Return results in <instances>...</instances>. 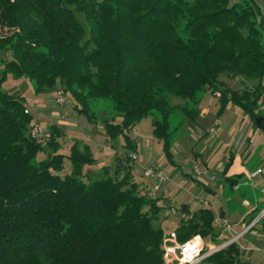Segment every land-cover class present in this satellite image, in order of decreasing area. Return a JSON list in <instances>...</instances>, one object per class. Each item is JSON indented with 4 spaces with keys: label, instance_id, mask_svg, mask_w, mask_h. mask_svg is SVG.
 <instances>
[{
    "label": "trees",
    "instance_id": "obj_1",
    "mask_svg": "<svg viewBox=\"0 0 264 264\" xmlns=\"http://www.w3.org/2000/svg\"><path fill=\"white\" fill-rule=\"evenodd\" d=\"M260 12L255 0H0V84L11 74L38 94L57 88L92 123L91 103L110 100L105 135L124 136L134 153L128 133L152 116L171 158V118L195 121L205 92L220 95L219 115L233 104L264 124ZM35 126L23 99L0 89V264H166L165 196L151 197L143 174L136 180L130 155L117 158L113 175L95 176L87 143L61 153V129L38 140ZM171 208L178 243L201 235L220 244L209 208ZM204 262L239 264V248Z\"/></svg>",
    "mask_w": 264,
    "mask_h": 264
},
{
    "label": "rangeland",
    "instance_id": "obj_2",
    "mask_svg": "<svg viewBox=\"0 0 264 264\" xmlns=\"http://www.w3.org/2000/svg\"><path fill=\"white\" fill-rule=\"evenodd\" d=\"M255 3L257 9L261 11V18H264V0H255ZM0 59H2V56H0ZM1 71L2 67L0 66ZM221 80L227 81L231 89L240 87V82L230 80L225 75L221 77ZM0 89L16 94L23 99L25 106L35 117V123L40 131L46 133L53 126L61 129V153H68L75 140L87 143L96 159V163L90 167L95 176L102 175L105 168L113 175L117 167V158L134 153L129 148L130 145L124 136H120L116 143H113L105 135L101 119L110 118L115 114L113 103L110 100L91 103V112H94L99 119L97 123H92L84 113L76 109V104L70 97L65 96V104L60 105L57 102V97L58 92L61 91L57 88L38 94L32 82L24 78H15L9 74L7 79L0 84ZM219 99L220 95L215 97L210 92H205L198 105L199 115L195 121L185 118L181 112L171 118L172 129L178 127L171 145V158L166 155L163 143L153 134L152 116L144 118L134 131L129 132V139L136 146L135 153L139 157V161L134 163L136 180L142 181L144 169L152 166H157L165 171L169 175V179L172 176H178V174L182 177L190 175L193 178L201 179L208 172L206 163L209 170H215L216 174L220 176L221 173L218 171L220 162L230 163L236 154L246 153V150L254 152L260 143L254 142L255 132L259 130L258 126H255L250 117L233 104H228L219 115L218 113L222 108ZM182 119L185 121L180 126ZM218 120L220 125L217 128V133L212 135L210 130ZM119 121L120 118L116 117L115 122ZM37 158L38 160H44L47 155L41 153ZM197 169L203 172L202 177L197 176ZM179 190L180 188L177 192ZM159 203L164 207L163 219L167 218L170 222L165 229L167 230L166 234L171 235L177 228L178 218L169 214L167 202L162 200ZM173 204L175 205L176 202L173 201ZM193 207H197V204H193ZM215 209L213 210L215 211ZM196 236L202 237L201 235ZM203 240L205 242V253L224 244H214L210 239L203 238ZM244 262L246 261L244 260L242 264ZM177 263L178 261L174 260V264ZM202 264L210 263L202 262Z\"/></svg>",
    "mask_w": 264,
    "mask_h": 264
},
{
    "label": "crops",
    "instance_id": "obj_3",
    "mask_svg": "<svg viewBox=\"0 0 264 264\" xmlns=\"http://www.w3.org/2000/svg\"><path fill=\"white\" fill-rule=\"evenodd\" d=\"M258 129L254 142L260 143L256 150L236 154L229 166L228 162H220V176L215 170H209L206 163L208 172L204 178L197 179L190 175L182 177L178 174L164 184L167 191L164 201L168 208L186 205L191 211H196L206 207L213 212L215 219L222 217L227 220L230 229L225 225H216L218 241L226 243L236 238L234 243L239 248V264L244 260L247 262L244 264H264V133ZM258 170L262 172L252 177ZM211 176L215 177L214 181L209 179ZM193 204H197V207H193ZM169 214L175 217L179 215L170 210ZM168 223L165 218V228Z\"/></svg>",
    "mask_w": 264,
    "mask_h": 264
},
{
    "label": "built area",
    "instance_id": "obj_4",
    "mask_svg": "<svg viewBox=\"0 0 264 264\" xmlns=\"http://www.w3.org/2000/svg\"><path fill=\"white\" fill-rule=\"evenodd\" d=\"M57 102L60 105L65 104V94L63 91L58 92ZM220 125V122L217 121L215 126L210 130L212 135L217 133V128ZM31 136L35 139L40 140L42 137L49 138L51 134L49 132L42 133L38 126H35L31 131ZM130 158L137 163L139 157L137 153H132ZM262 170L252 174V177H256ZM197 176L202 177L203 172L200 169H197ZM143 175L151 181V186L149 189V194L151 197H159L160 195H167V191L164 189V184L169 180V175L160 169L157 166H152L145 168ZM211 181L215 180V177L211 176L209 178ZM172 213H176L175 208H171ZM215 225H225L226 228L230 229L227 220L222 217H218L214 220ZM236 240L226 242L219 247L212 248L209 252L205 253V242L202 237L194 236L184 243H178L175 238V234H171L165 239V263L174 264V260H177V264H201L207 257L210 255L224 249L228 245L234 243Z\"/></svg>",
    "mask_w": 264,
    "mask_h": 264
},
{
    "label": "water",
    "instance_id": "obj_5",
    "mask_svg": "<svg viewBox=\"0 0 264 264\" xmlns=\"http://www.w3.org/2000/svg\"><path fill=\"white\" fill-rule=\"evenodd\" d=\"M258 127L263 131V133H264V124L263 123H259L258 124Z\"/></svg>",
    "mask_w": 264,
    "mask_h": 264
}]
</instances>
